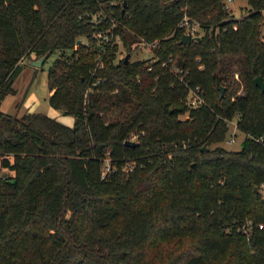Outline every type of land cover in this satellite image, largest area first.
Returning a JSON list of instances; mask_svg holds the SVG:
<instances>
[{
  "label": "trees",
  "instance_id": "1",
  "mask_svg": "<svg viewBox=\"0 0 264 264\" xmlns=\"http://www.w3.org/2000/svg\"><path fill=\"white\" fill-rule=\"evenodd\" d=\"M115 1L0 0V104L24 58L59 50L48 103L74 117L0 110V264H264V0L240 18L225 0ZM99 11L129 52L156 40L154 60L118 58L88 20ZM184 14L199 40L179 42Z\"/></svg>",
  "mask_w": 264,
  "mask_h": 264
},
{
  "label": "rangeland",
  "instance_id": "2",
  "mask_svg": "<svg viewBox=\"0 0 264 264\" xmlns=\"http://www.w3.org/2000/svg\"><path fill=\"white\" fill-rule=\"evenodd\" d=\"M227 10L232 16L240 18L245 15L249 10L247 0H225ZM258 28L260 30V35L264 33V10L261 12V15L258 19ZM203 28H199L196 32V35L203 34ZM83 41H86L84 38ZM88 43V41H87ZM91 44V43H90ZM155 47L148 46L145 43H137L131 46V51L129 52L127 48L123 47L121 42H118L117 57H125V54L129 52L128 62L134 60H145L151 62L154 60L155 56ZM90 48L85 50L89 51ZM70 53L69 50L65 51ZM61 54V51L56 50L49 54L45 60L39 66L28 63L27 59L36 58L34 55L31 57H26L22 60L19 69L13 76L12 85L15 89V92L8 94L4 97L0 104V110L5 113L12 114L16 117H20L25 112H41L46 113L61 122L72 125L74 122V117L70 114H63L62 110L55 109L51 107L48 103V96L50 94L49 83L47 78V72L52 62ZM95 55V54H94ZM177 56L174 57L172 65H175ZM239 66L235 63L233 64V79L236 82H241V76L239 75ZM176 68H178L176 66ZM179 69V68H178ZM224 86V85H223ZM243 92L242 85L238 88H226L223 87V95L232 98L235 94H241ZM219 90L215 92L214 95H218ZM236 117H234L228 123V132L224 141L217 144L223 146L229 150H238L241 146V141L244 137V134L239 131L236 127ZM215 144H212L213 147ZM105 169V168H104ZM1 173L6 175H11L7 170L2 169Z\"/></svg>",
  "mask_w": 264,
  "mask_h": 264
},
{
  "label": "built area",
  "instance_id": "3",
  "mask_svg": "<svg viewBox=\"0 0 264 264\" xmlns=\"http://www.w3.org/2000/svg\"><path fill=\"white\" fill-rule=\"evenodd\" d=\"M97 1L102 3V4H105V3H108L109 5H115L116 4L115 0H97ZM225 7H227L226 4H225ZM88 20L94 26H98L101 24L109 25L106 29H100V30L96 31L95 36L100 41L110 42L111 44H113L114 42H118V40H119L118 34L115 33V31H114L116 26H117V21L113 17V13L106 14L105 12H101V11L90 12ZM177 26L179 28H184V32H187L191 35H196L195 31H197L199 28H201V25L198 21L187 16L186 14H184L182 16V18L177 23ZM141 43H145L148 46L155 47L157 44V41L154 40L152 42H141ZM172 70H173V72L180 71L178 68H176V66H174L172 68ZM201 103H203V97H202L201 91L198 88L196 90H190L189 93L186 95V104L189 107L195 108V107L199 106ZM135 137H136V134H132L129 139L134 140ZM107 169H108V164H107V160H106L104 167H103V171L105 172ZM259 188H260L262 194L264 195V183H261L259 185ZM250 225H251V221L247 220L241 225V227L243 228L244 232H247L248 227ZM257 225L259 228H261L263 226L262 223H258Z\"/></svg>",
  "mask_w": 264,
  "mask_h": 264
},
{
  "label": "water",
  "instance_id": "4",
  "mask_svg": "<svg viewBox=\"0 0 264 264\" xmlns=\"http://www.w3.org/2000/svg\"><path fill=\"white\" fill-rule=\"evenodd\" d=\"M125 4H126V2H125V0H123L122 12H123ZM199 39H200V35H191V34H189L187 32H183L181 34V36H180L179 42L180 43H189L191 40H199ZM79 42H80V39H77L76 43H79ZM47 56H48V51H46L44 54L38 56L37 58H34V59L28 58L27 61L30 64H33L35 66H39L45 60V58ZM128 58H129V53H126L125 57H124V62L125 63L128 61ZM254 83H255V85H257L260 88L261 92L264 91V80H263L261 75H257L254 78ZM220 95H223V86H220ZM125 144L126 145H133V144H135V141L131 140V139H126L125 140ZM205 148H206V145L203 146V149H205ZM13 181L14 180L12 179L11 182H13Z\"/></svg>",
  "mask_w": 264,
  "mask_h": 264
}]
</instances>
